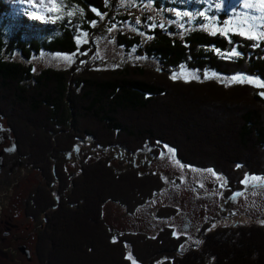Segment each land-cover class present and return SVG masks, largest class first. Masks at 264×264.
I'll return each instance as SVG.
<instances>
[{
	"label": "trees",
	"instance_id": "obj_1",
	"mask_svg": "<svg viewBox=\"0 0 264 264\" xmlns=\"http://www.w3.org/2000/svg\"><path fill=\"white\" fill-rule=\"evenodd\" d=\"M151 1L158 8L165 2ZM40 2L0 0V103L11 105L10 116L12 111V120L26 132L31 156L43 161L51 150L67 156L79 142L91 140L94 148H121L133 157L143 151L157 157L169 148L183 165L214 170L240 192L248 175L264 178V89L243 81L252 76L264 82L263 42L198 29L180 39L174 27H153L145 45L126 35H119V43L138 46L161 68L126 64L103 70L77 60L70 68L34 74L30 65L7 57L16 50L26 59L42 51L73 54L79 31L93 33L91 25L108 11L106 0H55L50 22L30 21L22 8ZM183 66L240 75L239 82L174 78ZM48 159L45 170L36 169L52 177L57 165ZM66 162L52 182L62 183L64 174L72 178L67 186L64 181L66 200L56 188L46 191L56 209L48 216L53 234L44 238V264H264V224L215 229L206 224L200 242L186 248V237L171 228L155 236L117 232L104 220V204L115 202L133 212L163 188L164 179L140 172L136 164L119 169L104 158L75 171ZM40 189L34 207L45 210V188ZM175 213L159 211L160 216Z\"/></svg>",
	"mask_w": 264,
	"mask_h": 264
},
{
	"label": "rangeland",
	"instance_id": "obj_2",
	"mask_svg": "<svg viewBox=\"0 0 264 264\" xmlns=\"http://www.w3.org/2000/svg\"><path fill=\"white\" fill-rule=\"evenodd\" d=\"M106 1L108 11L91 25L94 32L79 31L77 52L65 54L42 51L26 59L22 52L16 50L7 59L30 65L34 74H39L48 68H70L77 60L84 67L91 66L103 70L126 64L158 69L162 66L156 57L140 53L138 46L127 48L125 44L122 45V42L119 43V35H126L127 37L138 36L145 45L151 40L148 32L153 27H174L177 30L174 35L180 39L198 29L211 34L237 33L249 37L257 45L264 43V0H165L159 8L151 0ZM171 1L179 6H166ZM54 5H56L55 0H41L40 3L28 4V9L22 8V11L30 12L28 16L30 21L39 20L46 23L51 20L49 13L55 11ZM233 52L238 54L236 48ZM173 76L183 81L216 79L229 85L239 82L240 77V75L226 76L212 70L200 73L189 70L185 66L174 72ZM243 81L264 89V82L258 78L251 76L243 78ZM10 106L0 103V110L8 113V120L14 126L20 140L21 154L25 157L26 167L19 172L23 176L22 187L27 191H33V196L38 194L40 187L45 188L44 191L42 190L45 199L41 201V205L45 208L43 213L47 217L56 208L52 207L54 200L51 197L47 199L46 191L56 188L65 194L62 201L66 200L68 190L64 188L72 179L64 174L62 183L59 181L56 186L52 185V182L63 174L61 171L58 172V166L71 161L72 164L69 162L70 170L75 171L76 166L82 163L104 158L119 169H127L136 164L140 172L159 174L165 183L159 192L133 212H129L125 206L115 202L104 204V220L117 232H139L155 236L159 231L171 228L176 236L186 237L184 246L186 248L200 242V231L206 224L209 226L208 229L234 224H264V178L248 175L243 183L242 192L236 191L228 188L225 177L214 170L183 165L177 160L174 151L169 148L157 157H152L148 151L140 152L133 157L123 152L121 148L97 149L93 147L91 140L81 141L76 145L75 151L67 156L61 153L62 151L54 154L51 150L47 153L51 165H57V172L54 171L52 177H49L48 173L44 174L43 180L40 178V170L36 167L39 166L45 170L48 163L47 155H44L43 161L30 155L26 132L20 123L12 120ZM23 107L26 109L27 104H23ZM6 112L1 114L6 116ZM30 132L32 133V130ZM66 173L70 174L68 171ZM38 184L40 186H37ZM256 184L258 186H255ZM238 193L243 195L238 197ZM33 196L31 195V200ZM46 204L49 206L45 207ZM34 205L33 200L30 208ZM172 209H176L173 215L160 216L159 214V211L170 212ZM50 224L49 222L46 233L51 236L53 231L50 229ZM49 242L50 240H47L46 244Z\"/></svg>",
	"mask_w": 264,
	"mask_h": 264
},
{
	"label": "flooded vegetation",
	"instance_id": "obj_3",
	"mask_svg": "<svg viewBox=\"0 0 264 264\" xmlns=\"http://www.w3.org/2000/svg\"><path fill=\"white\" fill-rule=\"evenodd\" d=\"M4 112L0 110V264H42L48 217L44 209L30 208L34 192L22 187L19 174L26 167L25 157L8 113L1 114Z\"/></svg>",
	"mask_w": 264,
	"mask_h": 264
},
{
	"label": "water",
	"instance_id": "obj_4",
	"mask_svg": "<svg viewBox=\"0 0 264 264\" xmlns=\"http://www.w3.org/2000/svg\"><path fill=\"white\" fill-rule=\"evenodd\" d=\"M247 77H244V79H246ZM54 171H55V166H54Z\"/></svg>",
	"mask_w": 264,
	"mask_h": 264
}]
</instances>
